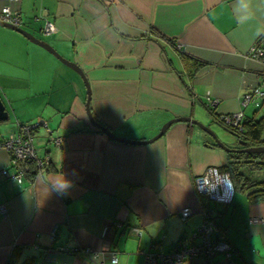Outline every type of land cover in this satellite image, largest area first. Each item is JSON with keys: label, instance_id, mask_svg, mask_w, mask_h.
Segmentation results:
<instances>
[{"label": "crops", "instance_id": "1", "mask_svg": "<svg viewBox=\"0 0 264 264\" xmlns=\"http://www.w3.org/2000/svg\"><path fill=\"white\" fill-rule=\"evenodd\" d=\"M2 5L19 11L22 29L78 65L93 117L119 137L147 140L169 119L190 117L228 147L240 148L215 115L242 112L246 126L264 122V102L242 104L252 87L264 89V59L250 54L264 37V0H0ZM47 20L56 29L49 36L42 33ZM181 54L204 64L188 76ZM0 98L8 112L0 121V142L36 120L63 138L57 147L43 127L35 130L37 152L50 163L20 184L1 174L15 168L0 148V205L7 211L0 215V264H9L13 252L12 264H98L85 248L100 255L116 251L118 264H143L140 251H174L201 226L203 209L233 247L230 264H264V201L235 190L229 203H217L195 189V178L207 167L225 166L230 153L197 125L175 122L142 144L110 139L90 123L82 77L4 26ZM64 179L70 187L57 190L54 184ZM187 207L192 214L182 219Z\"/></svg>", "mask_w": 264, "mask_h": 264}, {"label": "built area", "instance_id": "2", "mask_svg": "<svg viewBox=\"0 0 264 264\" xmlns=\"http://www.w3.org/2000/svg\"><path fill=\"white\" fill-rule=\"evenodd\" d=\"M0 21L17 27H21L22 24L19 11L12 9L8 5L0 7ZM55 30L54 24L47 20L42 28V33L45 36H49L55 33ZM250 54L253 57L264 59V37L255 43L251 48ZM262 102H264V89H261L259 85L252 87L243 95V105L252 104L258 107ZM209 103L215 105L217 100H210ZM243 118V113L238 112L220 115L219 120L236 131H241ZM38 127H43L46 130L51 144L57 147L61 144L63 138L53 135L47 124L40 120H36V122L29 125H23L18 134H9L0 142V148L9 152L10 164L15 168V172L11 174H8L7 170L2 169L1 174L11 177L18 184L22 182L28 171L26 164L28 160H33L39 171L49 163L48 155L39 156L35 146L34 136ZM194 184L196 191L204 195L209 201L229 203L233 197L234 187L229 173L220 171L215 166L207 167L195 178ZM6 214L5 206L0 205V215L6 216ZM191 214L192 209L189 208H185L180 212L182 219H186ZM202 214L204 220L201 226L191 235L183 238L174 251L169 253L163 251H140L144 258L143 264H183L186 260L194 261L196 259H201L206 264H230L234 255L233 247L218 235L215 222L210 219L207 209H203ZM260 221L257 218L250 219L251 223ZM132 231L137 236L140 234L138 229H133ZM84 252L94 258V261L98 264H105L106 261L112 263L113 259L118 260L116 251H108L100 255L91 248H85Z\"/></svg>", "mask_w": 264, "mask_h": 264}, {"label": "trees", "instance_id": "3", "mask_svg": "<svg viewBox=\"0 0 264 264\" xmlns=\"http://www.w3.org/2000/svg\"><path fill=\"white\" fill-rule=\"evenodd\" d=\"M181 60L188 76H192L196 70L204 64L182 54ZM210 113L214 116V112L211 109ZM219 118L220 116L215 115V119H217L220 124L227 127L232 132H235L239 139L247 142L248 146L264 145V141H261L260 139V133L262 129H264V122L259 121L246 126L247 124L243 118L242 130L236 131L235 129L223 124ZM26 164L28 171L25 176L34 177L39 171L36 163L33 160H28ZM219 170L229 173L234 191L239 190L245 193L247 199L250 201H264V153H229L228 163ZM13 262L14 252L8 263L12 264ZM20 264L29 263L28 261H24Z\"/></svg>", "mask_w": 264, "mask_h": 264}, {"label": "water", "instance_id": "4", "mask_svg": "<svg viewBox=\"0 0 264 264\" xmlns=\"http://www.w3.org/2000/svg\"><path fill=\"white\" fill-rule=\"evenodd\" d=\"M0 26L8 27V28H10V29H12L18 33H21L22 35L27 37L30 41H32V42L42 46L43 48L47 49L49 52H51L57 58H59L64 64H66L67 66L72 68L74 71H76L82 77V79L85 83L86 89H87L86 112H87L88 118L90 120V123L92 126L99 128L103 133H105L112 140L122 142V143H130V144L148 143V142H151V141L161 137L165 133V131L173 123H175V122H190V123L197 125L203 131L208 133L215 140V143L220 148H222L223 150H225L227 152H230V153H258V154L264 153V145L248 146L246 141L239 139L237 134L235 132H232V131L231 132L233 133V135H235L237 137V144L240 145L241 147L240 148H235V147L230 148L225 143H223L211 129L207 128L206 126H204L202 123L198 122L197 120L191 119L190 117H175V118L169 119L168 121H166L162 125V127L160 128V130L158 131V133L155 136H153L152 138L147 139V140L135 141V140H130L127 138L119 137L116 134H114L110 129H108L104 125L100 124L93 117V115L89 109V100H90L89 85H88V82L85 78L83 71L78 67V65H76L74 62H71L68 59H65L64 57L60 56L49 43H47L44 40L36 38L34 35L30 34L29 32L22 29L21 27L13 26V25H10L8 23L1 22V21H0ZM7 118H8V112L6 111L5 105L0 98V121L7 120Z\"/></svg>", "mask_w": 264, "mask_h": 264}, {"label": "clouds", "instance_id": "5", "mask_svg": "<svg viewBox=\"0 0 264 264\" xmlns=\"http://www.w3.org/2000/svg\"><path fill=\"white\" fill-rule=\"evenodd\" d=\"M55 188L59 191L66 190L70 187L69 182L64 179V182L61 184H54ZM112 264H118V261L113 259Z\"/></svg>", "mask_w": 264, "mask_h": 264}, {"label": "rangeland", "instance_id": "6", "mask_svg": "<svg viewBox=\"0 0 264 264\" xmlns=\"http://www.w3.org/2000/svg\"><path fill=\"white\" fill-rule=\"evenodd\" d=\"M215 133H216V132H215ZM216 135H217V133H216ZM223 135H226V134H225V131H222V132H221V136H223ZM226 136H227V135H226ZM217 137L219 138L218 135H217ZM219 139H220V138H219ZM220 140H221V139H220ZM222 142H223V141H222ZM230 148H234V147H230Z\"/></svg>", "mask_w": 264, "mask_h": 264}, {"label": "bare ground", "instance_id": "7", "mask_svg": "<svg viewBox=\"0 0 264 264\" xmlns=\"http://www.w3.org/2000/svg\"><path fill=\"white\" fill-rule=\"evenodd\" d=\"M233 194H234V193H233ZM187 208H189V207H187ZM183 209H185V208H183ZM183 209H181L180 212H181ZM189 209H191V208H189Z\"/></svg>", "mask_w": 264, "mask_h": 264}]
</instances>
